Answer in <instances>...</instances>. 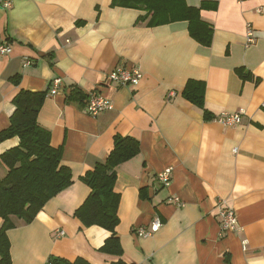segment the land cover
<instances>
[{"label":"crops","instance_id":"crops-1","mask_svg":"<svg viewBox=\"0 0 264 264\" xmlns=\"http://www.w3.org/2000/svg\"><path fill=\"white\" fill-rule=\"evenodd\" d=\"M113 1L0 0V46L12 48L0 55V132L10 127L22 90L45 93L38 123L54 147L62 146L73 176L33 222L11 218L12 264H45L51 256L117 260L100 252L110 233L86 228L74 214L90 193L82 177L106 161L118 136L140 145L117 168L124 261L264 264V0H185L191 8L205 6L200 17L213 28L209 47L191 37L186 21L150 28L138 21L145 12ZM120 68L138 69L143 78L136 86L110 84L108 75ZM55 80L60 91L51 95ZM190 81L205 84L207 118L183 95ZM92 92L113 109L89 115L83 95ZM236 113L239 125L218 121ZM19 143L17 137L0 143V157ZM166 169H172L167 187L160 181ZM6 174L0 162V178ZM221 199L236 212V233L221 229Z\"/></svg>","mask_w":264,"mask_h":264},{"label":"trees","instance_id":"trees-1","mask_svg":"<svg viewBox=\"0 0 264 264\" xmlns=\"http://www.w3.org/2000/svg\"><path fill=\"white\" fill-rule=\"evenodd\" d=\"M113 6L145 12L138 21L150 28L186 21L192 38L205 47L212 43L213 28L200 17L204 5L197 9L189 7L185 0H114ZM236 72L242 78H248L243 69ZM204 93V83L190 81L183 95L204 110ZM45 97V93L22 90L14 99L16 110L10 119V127L0 132V143L14 137L20 140L18 147L0 157V162L7 169V174L0 178V218L3 220L0 229V264H12L8 237V232L14 228L11 218L17 217L30 224L50 200L73 183L70 168L62 163V146L54 147L51 132L38 123ZM204 113L207 118L205 110ZM139 150L137 140L118 136L106 161L98 163L81 179L90 193L74 216L86 228L97 226L110 233L100 252L115 257L117 260L112 264H134L122 259L124 253L116 232L120 223V196L115 191V185L119 165L136 156ZM45 264L91 263L83 258L72 262L51 256Z\"/></svg>","mask_w":264,"mask_h":264},{"label":"built area","instance_id":"built-area-1","mask_svg":"<svg viewBox=\"0 0 264 264\" xmlns=\"http://www.w3.org/2000/svg\"><path fill=\"white\" fill-rule=\"evenodd\" d=\"M4 8H10L11 3L5 2ZM247 45H252L255 43V34L253 27L248 26L247 27ZM12 48L8 45H1L0 46V55L1 56H7L11 54ZM30 62H27V65H30ZM143 78V73L138 69H116L113 72H111L108 75V81L110 84H114L120 87H128V86H136L139 84V82ZM61 86L60 80H55L53 82L51 95H57L59 94ZM85 107L89 115L92 117H97L100 114L110 111L113 109L112 102L102 96L101 94L97 92L87 93L85 94ZM218 121L226 126V127H234L236 125H239L242 121V114L236 113V114H226L221 116ZM171 174L172 169H166L161 175H160V181L164 184V186H169L171 182ZM173 202H175L178 206H181L180 199H173ZM218 214L217 218L219 220L221 229L223 232L226 233H236L239 230V222L236 215L235 210L228 206L226 201L221 199L218 202L217 205ZM160 227V222L156 221L153 226V230L157 231ZM140 236L142 237H150L152 236V233H147L145 231H139L138 232ZM61 236L64 235V233H60Z\"/></svg>","mask_w":264,"mask_h":264}]
</instances>
